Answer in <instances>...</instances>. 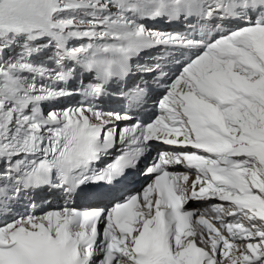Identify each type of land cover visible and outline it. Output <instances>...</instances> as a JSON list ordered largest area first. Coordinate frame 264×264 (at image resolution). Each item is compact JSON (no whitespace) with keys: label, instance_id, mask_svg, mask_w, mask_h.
I'll return each instance as SVG.
<instances>
[{"label":"snow or ice","instance_id":"obj_1","mask_svg":"<svg viewBox=\"0 0 264 264\" xmlns=\"http://www.w3.org/2000/svg\"><path fill=\"white\" fill-rule=\"evenodd\" d=\"M0 264H264V0H0Z\"/></svg>","mask_w":264,"mask_h":264}]
</instances>
